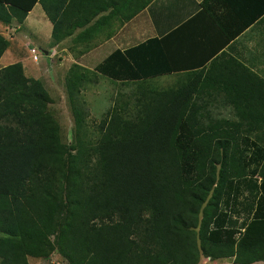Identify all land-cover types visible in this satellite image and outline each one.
<instances>
[{
	"label": "trees",
	"instance_id": "16d2710c",
	"mask_svg": "<svg viewBox=\"0 0 264 264\" xmlns=\"http://www.w3.org/2000/svg\"><path fill=\"white\" fill-rule=\"evenodd\" d=\"M38 1L0 0V20L21 23ZM215 1L199 5L209 11ZM263 7L234 10L240 22L223 28V43ZM44 9L52 43L72 35ZM167 38L115 49L93 69L69 66L70 145L47 111L43 82L19 61L0 69V264H29L55 245L67 264H198L201 255L264 262V84H255L264 82L236 65L252 84L189 83L201 68L150 87L149 79L182 67L170 60ZM8 44L0 34V57ZM99 75L134 82L136 91L106 111L93 141L81 93ZM218 98L233 117L212 115Z\"/></svg>",
	"mask_w": 264,
	"mask_h": 264
},
{
	"label": "crops",
	"instance_id": "0c3cea01",
	"mask_svg": "<svg viewBox=\"0 0 264 264\" xmlns=\"http://www.w3.org/2000/svg\"><path fill=\"white\" fill-rule=\"evenodd\" d=\"M202 1H38L21 23L16 20L4 23L0 20V34L9 42L0 57V69L19 61L26 76L38 78L45 84L48 79L43 78L42 75L46 77V74L42 67L32 66L29 58L27 60V56L32 59V47H37L38 51L48 57L55 55L59 48L69 55L64 43L74 39L85 50L82 56H93L92 52L96 51L99 63L115 49L123 50L151 37L168 36L166 52L173 63L182 66L178 67V73H174L180 75L179 79L183 77L182 74H194L202 68L200 78L194 74L192 80L187 81L192 84H252L246 82L243 78L246 74L235 67L242 65L256 73L264 82V11L235 37L223 43V28L232 30L240 22L238 15L246 10L245 6L257 10L264 6V0H236L234 10L240 11L239 13L229 7L231 0H216L209 11L201 9L199 4ZM139 3L142 8L128 18ZM45 6L56 16L58 31L72 30V35L52 43L53 22L47 15ZM19 34L22 37L19 38ZM38 44L41 45L38 47ZM20 47L28 49L27 56L18 54ZM39 61L40 56L35 63ZM261 110L264 115V110ZM262 130L264 131V127Z\"/></svg>",
	"mask_w": 264,
	"mask_h": 264
},
{
	"label": "rangeland",
	"instance_id": "374dc122",
	"mask_svg": "<svg viewBox=\"0 0 264 264\" xmlns=\"http://www.w3.org/2000/svg\"><path fill=\"white\" fill-rule=\"evenodd\" d=\"M20 37H22V34H19V38ZM71 40L65 41L64 43L68 48L69 55H67V53L62 51L60 48L52 57L45 56V54L38 51V55L40 56V61L38 63L33 62L32 59L27 56V48L24 49L23 47H20L18 49L19 55L22 57L27 56V60L29 58L32 66L37 65L42 67L43 73L46 74V77L45 75H42L44 79H48L44 84V87L50 97V101L47 103L46 108L49 115L59 126L61 141L68 145H70L74 140L75 127L64 85L67 70L73 63H78L90 69H93L98 64L96 51L92 52L93 56H82V53L85 52V50H82L81 45L77 41L74 39ZM17 42L18 41L16 40V43ZM39 45L41 44H38V47ZM179 78L180 75L177 74L162 75L149 79L146 84H149L150 87L166 88L174 85ZM135 91L136 83L134 82L113 81L102 75H99L97 82L86 84L82 90L81 97L88 111L86 119L87 136L93 141H96L100 136L99 123L104 117L106 111L116 103L127 101L128 97L132 96ZM208 108L211 110L213 116L227 118L233 117V111L231 108L223 105L220 98L213 102ZM50 239L54 242L55 237L51 235ZM55 246L54 250H52L45 258L28 256L29 264H52V260L56 261L57 264H67L60 251L56 249L57 245ZM198 264L234 263L232 257L209 259V257L201 255ZM251 264L264 263L262 261L260 263L256 261Z\"/></svg>",
	"mask_w": 264,
	"mask_h": 264
},
{
	"label": "built area",
	"instance_id": "2783aa9c",
	"mask_svg": "<svg viewBox=\"0 0 264 264\" xmlns=\"http://www.w3.org/2000/svg\"><path fill=\"white\" fill-rule=\"evenodd\" d=\"M30 53L34 62H37L39 59L38 50L35 47L30 48ZM52 264H57L56 261H51Z\"/></svg>",
	"mask_w": 264,
	"mask_h": 264
}]
</instances>
